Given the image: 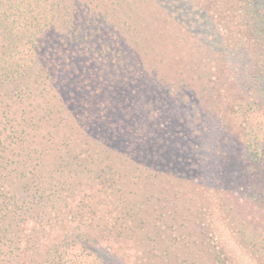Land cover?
Returning a JSON list of instances; mask_svg holds the SVG:
<instances>
[{"label":"trees","instance_id":"obj_1","mask_svg":"<svg viewBox=\"0 0 264 264\" xmlns=\"http://www.w3.org/2000/svg\"><path fill=\"white\" fill-rule=\"evenodd\" d=\"M139 1L0 0V264H130L155 239L141 238L148 183L192 193L207 264H235L229 233L264 261L235 192L264 203V0H200L223 40L189 110L171 113L182 125L131 78L146 70Z\"/></svg>","mask_w":264,"mask_h":264},{"label":"rangeland","instance_id":"obj_2","mask_svg":"<svg viewBox=\"0 0 264 264\" xmlns=\"http://www.w3.org/2000/svg\"><path fill=\"white\" fill-rule=\"evenodd\" d=\"M134 5L136 10L130 12L135 14L133 28H138L142 36V58L146 70L145 73L135 71L137 76L132 73L131 78L138 82L145 95L147 90L154 91V95H147L146 100H162L161 104L155 103L150 110L160 111V117L168 120L173 116L172 111L182 114L189 110L188 98L201 91L204 80L215 70V58L223 40L221 29L212 10L200 0H140ZM124 50L127 51L128 47H124ZM132 87L122 89L120 99L131 98ZM9 92L8 89L0 90L1 95ZM122 103L126 109L131 107L128 103ZM172 121L174 125L183 124L177 115L173 116ZM52 130L60 141L64 136L61 126ZM159 137L166 138L163 133ZM236 184V207L242 217L237 218L236 222L245 220L248 224L245 227L253 229L254 236L264 238V203L246 197L240 184ZM167 186V183H158L157 186L148 183L147 188L142 189L148 196L155 195V198H152L151 204L154 213L148 217L141 238L144 242L149 238L155 239L151 244L137 246L140 257L134 258L130 264H207V247L203 244L206 237L204 218L196 207L197 201L188 200L192 193H187L188 189L184 188H181L175 200L173 192H163ZM175 203L182 205L177 211ZM161 212L165 215L162 222L159 220ZM223 238L235 264H264L237 237L229 233L224 234Z\"/></svg>","mask_w":264,"mask_h":264}]
</instances>
